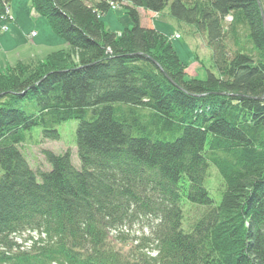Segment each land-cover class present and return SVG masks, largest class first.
<instances>
[{"label":"trees","instance_id":"trees-1","mask_svg":"<svg viewBox=\"0 0 264 264\" xmlns=\"http://www.w3.org/2000/svg\"><path fill=\"white\" fill-rule=\"evenodd\" d=\"M29 2L69 52L0 76V264H264V0ZM139 10L201 34L215 73L187 80ZM71 120L80 168L42 150L33 169L25 133Z\"/></svg>","mask_w":264,"mask_h":264},{"label":"rangeland","instance_id":"rangeland-1","mask_svg":"<svg viewBox=\"0 0 264 264\" xmlns=\"http://www.w3.org/2000/svg\"><path fill=\"white\" fill-rule=\"evenodd\" d=\"M13 1L14 6L11 7L12 13L16 10L17 13L22 12V15L17 18L19 24L10 25V33L3 34L7 36L3 38L4 40L0 36V39H2L0 40V69L7 62L10 64V66H6L0 70V76L18 77L23 80L32 77L34 72H41V67H45V65L40 66L39 63H44L51 54L60 51L67 53L69 52V47L63 39L53 33L46 19L37 15L34 11L32 16L27 14V4L24 2L26 0ZM167 12V10H164L159 15L141 12V25L145 27H158L168 37V41L172 43V47L181 63L186 66L184 73L187 80H204L206 76L205 70H211L212 67L211 53L206 46L204 37L196 31L193 32L190 26L182 25L172 19ZM31 17L34 20H31ZM102 21L105 30L118 35L123 30L131 28L130 18L125 8L111 9L102 17ZM32 33H35V36L32 37ZM176 33L180 35V39L173 38L171 40L169 37ZM68 61L73 63L77 61V58L70 56ZM213 72L215 73V71ZM33 107L34 105L28 102L22 106L23 110L27 113L34 112ZM77 126L78 122L74 120L60 124L57 127L60 139L55 142H42L41 130L39 128L26 132V142L22 150L31 167L33 169L47 168L42 163V150H49L55 154H61L66 150H70L74 153V155H71L73 166L80 168L76 153ZM210 182L213 188L218 186L219 183L217 178L215 179L214 177L210 178ZM210 195L216 201L220 200V193H215V190L210 189Z\"/></svg>","mask_w":264,"mask_h":264},{"label":"crops","instance_id":"crops-1","mask_svg":"<svg viewBox=\"0 0 264 264\" xmlns=\"http://www.w3.org/2000/svg\"><path fill=\"white\" fill-rule=\"evenodd\" d=\"M88 1H96V0H88ZM27 5H26V11H27V14L29 15V16H32L33 15V10H32V8H31V6H30V2H29V0L27 1H24ZM9 6H10V11H11V7H13L14 6V1L13 0H11L10 1V3H9ZM139 12H140V15H141V12H143L142 10H139ZM144 13H146V12H144ZM148 13V12H147ZM150 13V12H149ZM152 15H154V13H151ZM11 15L13 16V18H14V23L13 24H11L12 26L13 25H18L19 24V22L17 21V18H19V16L20 15H22V12H19V13H17L16 12V10H14L13 11V13H12V11H11ZM37 18V17H36ZM142 18V17H141ZM31 20H34V18L33 17H31ZM156 27V26H155ZM157 28V30H159L160 31V29L158 28V27H156ZM10 28H9V31L7 32V33H10ZM0 36H2V39L3 38H6L7 36H5V35H3V34H0ZM2 39H0V40H2ZM4 40V39H3ZM60 45H62L61 43H59ZM6 66H10V64H9V62H7L5 65H4V67H1V69H3V68H5ZM0 69V70H1Z\"/></svg>","mask_w":264,"mask_h":264},{"label":"built area","instance_id":"built-area-1","mask_svg":"<svg viewBox=\"0 0 264 264\" xmlns=\"http://www.w3.org/2000/svg\"><path fill=\"white\" fill-rule=\"evenodd\" d=\"M115 8H116V6L112 5V9H115ZM11 21H12V17L9 15L7 9H5L4 14H3V15H0V22H2V23H7V22H11ZM1 30L4 31V32L7 31V27H6V26H2V27H1ZM34 35H35V34L33 33V34H32V37H33Z\"/></svg>","mask_w":264,"mask_h":264},{"label":"bare ground","instance_id":"bare-ground-1","mask_svg":"<svg viewBox=\"0 0 264 264\" xmlns=\"http://www.w3.org/2000/svg\"><path fill=\"white\" fill-rule=\"evenodd\" d=\"M7 8V7H6ZM116 8H119V7H116ZM115 8V9H116ZM8 10L10 9V8H7ZM112 9V8H111ZM155 15H157V14H155ZM12 17V21L11 22H7V23H3V25H1V27L2 26H6L7 27V31H2L1 30V27H0V34H5V33H7L8 31H9V26L11 25V24H13L14 23V18H13V16H11ZM33 34V33H32ZM35 34V33H34ZM32 36V35H31ZM35 36V35H34ZM171 40L174 38V39H180V35L179 34H174V35H172V36H170L169 37Z\"/></svg>","mask_w":264,"mask_h":264}]
</instances>
